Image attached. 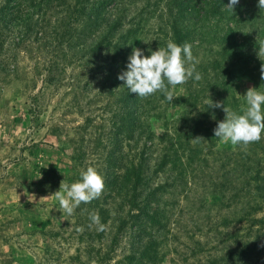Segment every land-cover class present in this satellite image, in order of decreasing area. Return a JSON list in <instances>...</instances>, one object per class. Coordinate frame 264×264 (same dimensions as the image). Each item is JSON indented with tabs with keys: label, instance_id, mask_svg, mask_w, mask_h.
Returning a JSON list of instances; mask_svg holds the SVG:
<instances>
[{
	"label": "rangeland",
	"instance_id": "obj_1",
	"mask_svg": "<svg viewBox=\"0 0 264 264\" xmlns=\"http://www.w3.org/2000/svg\"><path fill=\"white\" fill-rule=\"evenodd\" d=\"M228 3L0 0V264H264V135L246 151L220 143L226 113L204 103L264 92V9ZM168 41L192 45L202 80L170 89L171 103L131 93L118 76L132 49ZM130 163L143 171L134 207ZM89 166L100 198L71 216L41 200Z\"/></svg>",
	"mask_w": 264,
	"mask_h": 264
},
{
	"label": "clouds",
	"instance_id": "obj_2",
	"mask_svg": "<svg viewBox=\"0 0 264 264\" xmlns=\"http://www.w3.org/2000/svg\"><path fill=\"white\" fill-rule=\"evenodd\" d=\"M238 3L239 0H229L226 7L233 11ZM257 6L264 9V0H259ZM256 43L257 56L260 59L264 57V38L258 36ZM198 64L199 60L194 57L190 43L178 45L168 41L166 47L151 51L149 56H145L142 50L133 48L128 57L127 71L122 72L118 79L140 98L160 92L171 103L174 92L170 89L184 85L190 79L196 82L202 80V74L196 71ZM260 78L264 81V63L261 64ZM243 98L246 103L241 106L239 113L225 106L223 102L214 103L210 98L204 103L209 108H222L226 113L225 119L218 122L214 129V135L219 142L230 144L234 150L239 147L246 151L250 144L259 142L264 135V92L249 88ZM201 141H204L202 137L192 140L193 143ZM104 187L103 177L96 168L89 166L86 170H81L79 180L71 184L62 180L58 191L42 197L41 200L54 198L59 204V211L71 216L82 203L88 204L100 198ZM89 219V227L95 225L97 231H105L106 225L101 223L98 213H90Z\"/></svg>",
	"mask_w": 264,
	"mask_h": 264
},
{
	"label": "trees",
	"instance_id": "obj_3",
	"mask_svg": "<svg viewBox=\"0 0 264 264\" xmlns=\"http://www.w3.org/2000/svg\"><path fill=\"white\" fill-rule=\"evenodd\" d=\"M210 4L212 6H214L216 10H220L226 4V0H210ZM220 71H222V69L219 70V72ZM223 71H224V73L228 72V74H230L231 76L234 75V74H239V72H241L239 69H237L235 67L232 70H230V68H226ZM230 72H232V73H230ZM227 80L229 81L230 79L226 78V81ZM216 84H218V85L214 86L215 89L217 87H220V90L224 89V87L227 85V83L223 82V81H219V82L216 81ZM220 90L215 94L214 98H216L218 96V94L220 93ZM234 100L235 99H231V104L232 105H230L231 106L230 108L233 111H236V112L239 113L241 107L238 108L237 107V102L234 101ZM191 101L193 102L192 103V106H193L196 103L197 99L193 98V99H191ZM241 105H245V103H242ZM136 108H137V106H136ZM137 120H138V116L135 119V121H137ZM126 124H124L123 126H126ZM125 133H127V131ZM124 170L127 173H126V175L123 176V183L125 184V186H124L125 191L122 194V196H123L124 199H128L129 200V201H127V204L129 202V207H134L137 204V203H134L135 196L130 195V194H131V191L135 188V186L139 183L140 178H141V173L143 175L142 165L138 164V163L137 164H135V163L126 164L125 167H124Z\"/></svg>",
	"mask_w": 264,
	"mask_h": 264
}]
</instances>
